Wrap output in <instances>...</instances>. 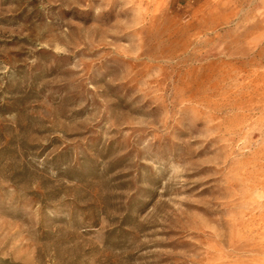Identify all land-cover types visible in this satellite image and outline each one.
<instances>
[{"label":"rangeland","instance_id":"obj_1","mask_svg":"<svg viewBox=\"0 0 264 264\" xmlns=\"http://www.w3.org/2000/svg\"><path fill=\"white\" fill-rule=\"evenodd\" d=\"M0 264H264V0H0Z\"/></svg>","mask_w":264,"mask_h":264}]
</instances>
